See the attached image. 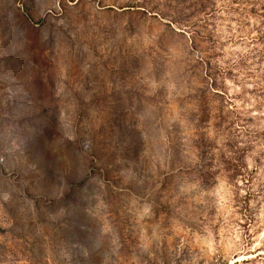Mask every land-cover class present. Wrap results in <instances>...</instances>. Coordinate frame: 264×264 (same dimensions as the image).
<instances>
[{
	"label": "rangeland",
	"instance_id": "1",
	"mask_svg": "<svg viewBox=\"0 0 264 264\" xmlns=\"http://www.w3.org/2000/svg\"><path fill=\"white\" fill-rule=\"evenodd\" d=\"M0 264H264V0H0Z\"/></svg>",
	"mask_w": 264,
	"mask_h": 264
}]
</instances>
